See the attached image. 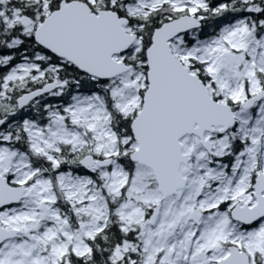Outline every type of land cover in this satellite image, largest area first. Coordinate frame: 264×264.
Returning a JSON list of instances; mask_svg holds the SVG:
<instances>
[{"label": "snow or ice", "instance_id": "obj_1", "mask_svg": "<svg viewBox=\"0 0 264 264\" xmlns=\"http://www.w3.org/2000/svg\"><path fill=\"white\" fill-rule=\"evenodd\" d=\"M0 264H264V0H0Z\"/></svg>", "mask_w": 264, "mask_h": 264}]
</instances>
